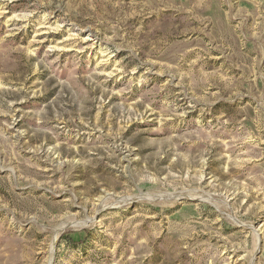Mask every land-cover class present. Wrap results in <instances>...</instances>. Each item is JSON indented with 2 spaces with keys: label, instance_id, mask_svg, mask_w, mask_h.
Wrapping results in <instances>:
<instances>
[{
  "label": "rangeland",
  "instance_id": "374dc122",
  "mask_svg": "<svg viewBox=\"0 0 264 264\" xmlns=\"http://www.w3.org/2000/svg\"><path fill=\"white\" fill-rule=\"evenodd\" d=\"M0 264H264V0H0Z\"/></svg>",
  "mask_w": 264,
  "mask_h": 264
}]
</instances>
